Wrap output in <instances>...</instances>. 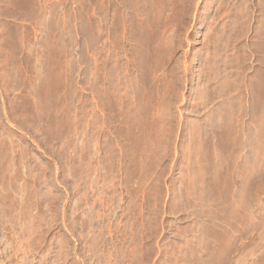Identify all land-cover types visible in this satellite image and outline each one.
Here are the masks:
<instances>
[{"label": "rangeland", "instance_id": "1", "mask_svg": "<svg viewBox=\"0 0 264 264\" xmlns=\"http://www.w3.org/2000/svg\"><path fill=\"white\" fill-rule=\"evenodd\" d=\"M264 0H0V264H264Z\"/></svg>", "mask_w": 264, "mask_h": 264}, {"label": "bare ground", "instance_id": "2", "mask_svg": "<svg viewBox=\"0 0 264 264\" xmlns=\"http://www.w3.org/2000/svg\"><path fill=\"white\" fill-rule=\"evenodd\" d=\"M264 262V261H263Z\"/></svg>", "mask_w": 264, "mask_h": 264}]
</instances>
